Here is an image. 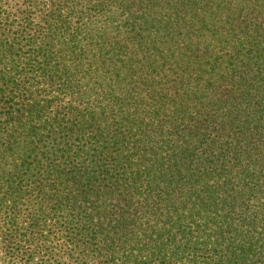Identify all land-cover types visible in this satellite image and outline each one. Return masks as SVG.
Here are the masks:
<instances>
[{"label": "trees", "instance_id": "trees-1", "mask_svg": "<svg viewBox=\"0 0 264 264\" xmlns=\"http://www.w3.org/2000/svg\"><path fill=\"white\" fill-rule=\"evenodd\" d=\"M0 264H264V0H0Z\"/></svg>", "mask_w": 264, "mask_h": 264}]
</instances>
